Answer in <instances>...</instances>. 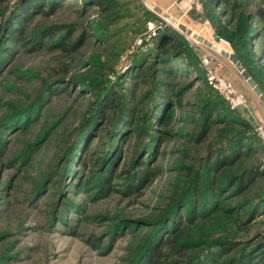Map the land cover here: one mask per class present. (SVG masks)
Wrapping results in <instances>:
<instances>
[{"label":"rangeland","instance_id":"1","mask_svg":"<svg viewBox=\"0 0 264 264\" xmlns=\"http://www.w3.org/2000/svg\"><path fill=\"white\" fill-rule=\"evenodd\" d=\"M37 1L0 0V264H264V0Z\"/></svg>","mask_w":264,"mask_h":264},{"label":"trees","instance_id":"2","mask_svg":"<svg viewBox=\"0 0 264 264\" xmlns=\"http://www.w3.org/2000/svg\"><path fill=\"white\" fill-rule=\"evenodd\" d=\"M43 1H51V0H39V1H37V2H34V3H28V5H26V7H25V9L24 10H28V9H32V8H34L35 7V10H41V7H40V5L42 4V2ZM96 2H97V5L98 6H102L103 4H104V0H95ZM216 1V0H215ZM221 2L223 3H230V0H221ZM262 16H263V18H264V14H261ZM15 21H16V23L18 24L19 23V21H21V17L20 16H18L16 19H15ZM20 24V23H19ZM14 37H16V38H18V39H20V34L19 33H17V34H15L14 35ZM96 106V105H95ZM94 106V107H95ZM94 107H93V109L91 110V112H87L88 114H86L85 115V118H84V121H83V125H82V129L84 128V126H85V124H86V122L88 121V120H90L91 118H92V116H93V114H95L94 113ZM137 167H138V169H140V174H143L144 173V171H146V169H144V166L146 165L145 164V162H143V161H140V160H137ZM232 164L233 163V161L231 160V161H227V163H225V162H222V165H221V167H224L226 164ZM129 173H130V171H128ZM252 176L253 177H251V178H253L252 180H250V182L252 183V181L254 182L255 181V179L258 177V173H252ZM261 197H263L264 198V196H261ZM263 198H261V200L263 199ZM167 244H170V247L171 248H173V249H175L176 248V244H175V242H174V239H169L168 241H167ZM163 255V253L162 252H156V254H155V257L156 258H160L161 256ZM155 261H156V259H155Z\"/></svg>","mask_w":264,"mask_h":264},{"label":"built area","instance_id":"3","mask_svg":"<svg viewBox=\"0 0 264 264\" xmlns=\"http://www.w3.org/2000/svg\"><path fill=\"white\" fill-rule=\"evenodd\" d=\"M181 3H185L186 6H184L185 13L189 12L198 4V0H172V6H180ZM219 87L226 92V97L231 100L232 102H237L235 106H238L240 103H245V99L242 95L238 94L234 86H232L230 83L226 82L225 80H219L218 81Z\"/></svg>","mask_w":264,"mask_h":264},{"label":"water","instance_id":"4","mask_svg":"<svg viewBox=\"0 0 264 264\" xmlns=\"http://www.w3.org/2000/svg\"><path fill=\"white\" fill-rule=\"evenodd\" d=\"M151 5H152V6H155L152 2H151ZM154 9H155V10L158 12V14L161 16V19L163 18V19H165V20H167V21H172L170 15H169L168 13H166L165 11H163L162 9H159V8H154ZM173 24H174V26H178V25H179V23H178L177 20H176V21L174 20V21H173ZM181 29H182L183 31H185L186 33L190 34V32H187V29H186L185 27H182V26H181ZM224 54H225L227 57H230L235 63L238 62V59H237L235 56H232V55H230V54H228V53H224ZM239 71L243 72L244 70H243L242 68H240ZM244 77H245V79H247V80L249 81L250 86H251L253 89H255V93L261 98L262 102L264 103V93H263V90L261 89V87H259V86L257 85V83H256L253 79L250 78V75H249L248 73H245V74H244Z\"/></svg>","mask_w":264,"mask_h":264},{"label":"crops","instance_id":"5","mask_svg":"<svg viewBox=\"0 0 264 264\" xmlns=\"http://www.w3.org/2000/svg\"><path fill=\"white\" fill-rule=\"evenodd\" d=\"M163 2L165 3V5L169 6L170 7V3H171V6H172V0H158L157 1V6L160 8V9H164V5H163ZM168 7V8H169ZM174 7V6H173ZM172 7V8H173ZM166 8V7H165Z\"/></svg>","mask_w":264,"mask_h":264}]
</instances>
